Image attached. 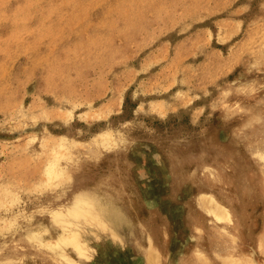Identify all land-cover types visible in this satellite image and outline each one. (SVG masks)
<instances>
[{"label":"rangeland","instance_id":"374dc122","mask_svg":"<svg viewBox=\"0 0 264 264\" xmlns=\"http://www.w3.org/2000/svg\"><path fill=\"white\" fill-rule=\"evenodd\" d=\"M260 76L264 0H0V264H201L199 152L264 136ZM259 192L236 240L254 264Z\"/></svg>","mask_w":264,"mask_h":264},{"label":"bare ground","instance_id":"6f19581e","mask_svg":"<svg viewBox=\"0 0 264 264\" xmlns=\"http://www.w3.org/2000/svg\"><path fill=\"white\" fill-rule=\"evenodd\" d=\"M256 85L264 86V76L256 78ZM259 102L264 108V92ZM259 117L263 125L264 116L259 115ZM257 121L258 119L256 122ZM245 141L246 142L242 144L234 139H226L221 142L218 139L211 144V147L205 148L199 152V158L203 161L198 169L197 178L192 181L193 186L197 188V190L195 189L193 191L191 199V204L193 205L190 206L191 210L194 209L193 218L196 224L195 230H193L199 233V235L194 244H189V248L186 250L184 257L188 256L187 258L191 259L190 252L194 251L198 255L201 264H221L219 260H222L223 256L226 258L224 260L225 262L222 261L224 264L255 263L253 259L245 253L243 248L240 247L241 243L239 244L236 240L239 238L240 241H243L242 233L244 232L242 229L247 222L251 221L256 227L257 222L255 223L254 219H251L252 217L248 212V206L262 201L259 190L261 194L264 193V136L260 139H247ZM247 153L258 157L259 163L257 162L255 166L256 169L254 167V169L250 168V165L245 163ZM175 158L179 159V162L175 164L172 162L171 164L172 166H177L178 170L180 166H183L184 159L181 160L179 156H174V160ZM184 170L185 169H183L182 172ZM205 174H208L207 177L204 176ZM165 179V188L168 191V197L177 198L181 196V184L183 185V182H171L170 184L171 177H165ZM217 181L223 184L220 188L212 186ZM83 195H78L74 199V207L70 212L74 214L89 213L86 207L92 204V201L88 196L85 194ZM151 198L154 200L153 203L157 206L158 204L155 198ZM154 204L151 203L152 206H155ZM195 206L198 208L196 211ZM152 211L156 212V208L152 207ZM163 211L166 210H162L161 212ZM162 227H165L164 223ZM152 231L155 230L152 229ZM150 234L151 236H149V239L151 245L148 248V259L150 262H154L158 254L153 250L158 249L162 252L163 246L160 244L161 242H159L158 236H156L157 233ZM257 235L258 250L264 254V222L262 231ZM190 247H195L196 251L194 250L195 248L192 249ZM121 258H123V256H121ZM8 259L9 258H7V260Z\"/></svg>","mask_w":264,"mask_h":264}]
</instances>
